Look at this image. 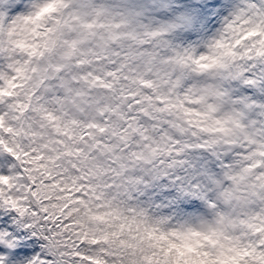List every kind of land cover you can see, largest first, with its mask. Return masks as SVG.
<instances>
[{"label":"snow or ice","instance_id":"6c2138e0","mask_svg":"<svg viewBox=\"0 0 264 264\" xmlns=\"http://www.w3.org/2000/svg\"><path fill=\"white\" fill-rule=\"evenodd\" d=\"M0 264H264V0H0Z\"/></svg>","mask_w":264,"mask_h":264}]
</instances>
